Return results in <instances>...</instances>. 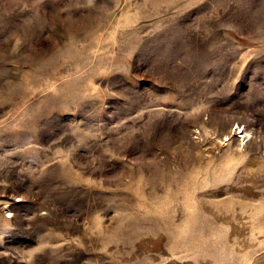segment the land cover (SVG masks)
<instances>
[{
    "label": "rangeland",
    "instance_id": "1",
    "mask_svg": "<svg viewBox=\"0 0 264 264\" xmlns=\"http://www.w3.org/2000/svg\"><path fill=\"white\" fill-rule=\"evenodd\" d=\"M0 264H264V0H0Z\"/></svg>",
    "mask_w": 264,
    "mask_h": 264
}]
</instances>
